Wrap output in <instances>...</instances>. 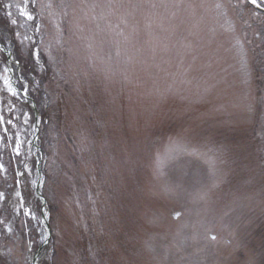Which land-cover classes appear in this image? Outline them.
<instances>
[{
    "label": "rangeland",
    "instance_id": "1",
    "mask_svg": "<svg viewBox=\"0 0 264 264\" xmlns=\"http://www.w3.org/2000/svg\"><path fill=\"white\" fill-rule=\"evenodd\" d=\"M260 11L0 0V264H264Z\"/></svg>",
    "mask_w": 264,
    "mask_h": 264
},
{
    "label": "snow or ice",
    "instance_id": "2",
    "mask_svg": "<svg viewBox=\"0 0 264 264\" xmlns=\"http://www.w3.org/2000/svg\"><path fill=\"white\" fill-rule=\"evenodd\" d=\"M250 2L252 3V4H256L257 3V0H250ZM10 15V14H9ZM14 23V22H13ZM0 170H3V166L2 165H0ZM3 197V194H0V198H2ZM213 239H214V237H213Z\"/></svg>",
    "mask_w": 264,
    "mask_h": 264
},
{
    "label": "trees",
    "instance_id": "3",
    "mask_svg": "<svg viewBox=\"0 0 264 264\" xmlns=\"http://www.w3.org/2000/svg\"><path fill=\"white\" fill-rule=\"evenodd\" d=\"M35 66V65H34Z\"/></svg>",
    "mask_w": 264,
    "mask_h": 264
}]
</instances>
